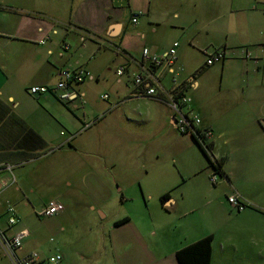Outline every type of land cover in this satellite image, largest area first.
Here are the masks:
<instances>
[{
  "label": "crops",
  "instance_id": "0c3cea01",
  "mask_svg": "<svg viewBox=\"0 0 264 264\" xmlns=\"http://www.w3.org/2000/svg\"><path fill=\"white\" fill-rule=\"evenodd\" d=\"M175 41L180 42L177 84L166 66L148 77L143 49L160 55ZM204 50H222L226 56L207 66ZM121 64L126 71L118 77ZM68 67L93 76L78 86L85 103L64 104L52 93L27 92L33 85H55ZM139 74L149 79L136 87ZM148 88L156 95H147ZM175 90L192 98L185 110L199 115L213 132L211 158L222 161L224 174L215 186L209 179L215 170L192 136L174 127L168 102ZM0 103L10 108L0 114V165L14 166L16 179L0 196V230L8 236L29 232L19 256L38 252L42 264L55 253L63 255V264H167L165 253L157 247L156 253L150 251L132 219L126 216L129 222L118 225L123 211L117 209L109 226H89L90 234L76 224L113 215L127 200L129 182L150 175L148 164L128 167L126 159L129 122L139 117L141 130L148 125L163 138L165 147L155 144L154 149L167 148L183 179L163 207L186 217L203 212L208 224L202 222L195 240L213 237L212 262L226 261L230 254L237 262L264 263V0H0ZM19 120L43 139L44 149L34 151ZM86 122L95 123L84 130ZM31 152L38 155L25 160ZM201 173H207L206 196L199 202L186 191ZM231 195L243 210L229 204ZM51 201L64 210L39 218ZM7 202L20 217L12 228L6 223ZM34 214L45 222L42 226L26 224ZM176 253L169 264H179ZM0 264H13L1 242Z\"/></svg>",
  "mask_w": 264,
  "mask_h": 264
},
{
  "label": "rangeland",
  "instance_id": "374dc122",
  "mask_svg": "<svg viewBox=\"0 0 264 264\" xmlns=\"http://www.w3.org/2000/svg\"><path fill=\"white\" fill-rule=\"evenodd\" d=\"M134 119L135 122H129L130 131L127 137V142L129 144L130 151L126 156L127 164L129 167L132 165L135 166V163L137 162L146 163L150 167V175H140V177L143 178L141 182L135 184H131L129 182V190L126 194L127 200L119 208L116 207L114 209L113 215L106 218L101 215L97 217L89 216L87 221L81 218L76 224H78L79 231L82 234L87 232L90 234L88 230L89 226L94 225L96 227L101 224L109 226L115 217L117 209L119 213L123 211L119 219H125L126 216L132 219L133 224L138 225L139 228L143 230V236L146 244H150V246L153 247L150 251L156 253L154 248L157 247L158 251L165 253V257L163 259H165L166 263L169 264L171 260L174 259L173 257L176 253V248L182 249L183 247L197 241L195 239L200 232L201 228L199 227L202 222L208 224V219L203 212H197L199 216L186 217L180 214V212H170L163 207L161 201L162 197L167 192L169 193L170 190L174 189L180 181H183V179H180L178 174L179 170L175 169V166L172 164L171 156L168 151H166L167 148H165L162 153H160V150L156 151L157 146L154 149L155 144L161 145L162 148L165 147L166 143L163 142V138L148 125L145 126L146 128L141 130L139 117H135ZM137 132L143 137L136 136L135 133ZM137 146L139 147V150L143 151V153H135ZM133 150L135 152H133ZM188 158L190 161L192 160V162L195 163V159L191 154ZM153 167L154 169H152ZM210 172L211 170L208 174ZM206 175L207 173L199 174L186 191L188 196L191 195L195 200H199V202L203 201L206 196L205 185H203ZM116 189H121V186H116ZM181 190L182 188H180L176 194H180L179 192H181ZM44 223L45 222H41V219L34 214L33 219L28 221L26 224L30 227H35L38 225L42 226ZM97 234L98 232L95 230L92 235V239L97 237ZM159 255L164 256L163 254ZM225 260L226 261H223L221 257H219L218 260L216 257L211 264H261V261L254 258L252 260L253 263L237 262L239 259L234 258L230 254L225 256Z\"/></svg>",
  "mask_w": 264,
  "mask_h": 264
},
{
  "label": "built area",
  "instance_id": "2783aa9c",
  "mask_svg": "<svg viewBox=\"0 0 264 264\" xmlns=\"http://www.w3.org/2000/svg\"><path fill=\"white\" fill-rule=\"evenodd\" d=\"M133 23H137V17L132 19ZM44 43V41L42 42ZM180 46L179 41H175L168 51L157 55H150V50L144 48L142 51V57L144 60H148L150 67L148 70V77H154L153 70L157 67L166 66L168 71L174 75L173 81L177 84L178 79L176 77L175 66L178 60V48ZM204 55L206 57V65L212 66L218 62H221L225 56L226 52L222 50H204ZM126 68L124 65H119L116 69V75L122 77L125 74ZM147 77V78H148ZM144 75L139 74L134 77V85L136 87H141L146 83L147 80ZM93 79V76L84 68H65L59 73V79L57 83L53 86L47 85H33L27 89V92L32 96H41L45 94L52 93L57 96V98L64 104H70L76 101H81L85 103L84 94L78 89V86L83 84L86 80ZM149 79V78H148ZM136 94H141V92L136 91ZM141 95H144L143 93ZM147 95H156L155 88H148ZM103 100H108L109 95L104 94L102 96ZM192 101V98L185 96L175 90L173 94L169 96V105L174 112L173 124L174 127L180 134L195 136L197 141L201 144L203 149H205L209 156H211V140L213 138V132L211 129L204 128L202 126V119L199 115L192 111H186L185 107L188 106ZM95 122L84 123L83 129L86 130L90 128ZM65 133L62 132L61 135ZM14 166L10 164L0 165V174L7 172L10 174L7 178L1 177L0 175V196L2 192L9 186L16 183L15 176L13 175ZM219 174L213 171L210 175V182L212 185L218 183ZM229 204H231L236 210L241 211L245 208V205L240 201L236 195H231L228 198ZM2 204L0 198V205ZM64 210V205L57 201L49 202L42 210H40L37 215L39 218L52 217L58 215ZM6 223L8 228H12L17 225L20 221L19 214L16 207L7 202L5 209ZM29 235L27 230H23L12 236H8L6 231L0 230V242L2 243L4 253L10 258L13 264H42V257L38 252H30L23 256H19L18 252L22 249L23 239ZM64 257L61 253H55L48 256L44 263L45 264H63Z\"/></svg>",
  "mask_w": 264,
  "mask_h": 264
},
{
  "label": "trees",
  "instance_id": "16d2710c",
  "mask_svg": "<svg viewBox=\"0 0 264 264\" xmlns=\"http://www.w3.org/2000/svg\"><path fill=\"white\" fill-rule=\"evenodd\" d=\"M202 72V70H200ZM200 72H197L196 74H199ZM4 107V109L2 108ZM2 113H5L6 115L10 113V108L4 106L3 104L0 103V114L3 115ZM19 127L21 128L23 134L25 137L30 140L32 143V146L34 148V151L37 150H42L44 149V141L43 139L35 133L32 129H30L23 121L19 120ZM192 138L198 145V147L201 149L205 157L207 158L210 166L214 168V170L220 175L223 176V168H222V161H214L212 160L211 156H209L208 152L203 149L201 144L197 141V138L193 135ZM209 150L211 149V145L208 148ZM25 160L33 159L35 158L38 154L36 153H25ZM169 198V193H166L161 201L162 204L165 203V201ZM129 219L125 218L121 222L118 223V225L123 224V223H128ZM212 242H213V237L208 236L206 238H203L193 244H190L186 247H183L176 253V259L179 264H211L212 262V254H213V249H212Z\"/></svg>",
  "mask_w": 264,
  "mask_h": 264
},
{
  "label": "water",
  "instance_id": "95a60500",
  "mask_svg": "<svg viewBox=\"0 0 264 264\" xmlns=\"http://www.w3.org/2000/svg\"><path fill=\"white\" fill-rule=\"evenodd\" d=\"M35 97H39V96H35Z\"/></svg>",
  "mask_w": 264,
  "mask_h": 264
}]
</instances>
